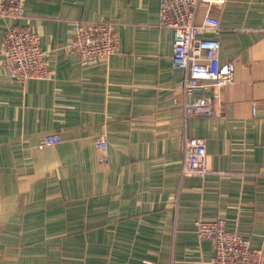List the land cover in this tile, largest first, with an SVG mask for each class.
Returning a JSON list of instances; mask_svg holds the SVG:
<instances>
[{"label": "crops", "instance_id": "0c3cea01", "mask_svg": "<svg viewBox=\"0 0 264 264\" xmlns=\"http://www.w3.org/2000/svg\"><path fill=\"white\" fill-rule=\"evenodd\" d=\"M216 10L220 28L203 35L236 71L213 116L185 113L160 0H27L23 17L0 19V264H209L199 217L264 251V0ZM76 19L111 21L117 51H71ZM11 25L40 34L51 77L11 76L1 54ZM54 132L62 141L40 146ZM186 136L206 140L203 177L181 174Z\"/></svg>", "mask_w": 264, "mask_h": 264}, {"label": "built area", "instance_id": "2783aa9c", "mask_svg": "<svg viewBox=\"0 0 264 264\" xmlns=\"http://www.w3.org/2000/svg\"><path fill=\"white\" fill-rule=\"evenodd\" d=\"M27 0H0L1 18H21ZM223 0H160V24L173 32V66L183 68L185 77L180 90L185 94L183 107L186 115L213 116L221 88L234 79L236 60H222L221 42L204 36V31L220 28L217 5ZM204 7V14L198 15ZM119 36L111 21L75 20L72 41L67 46L83 60L100 58L108 60L118 49ZM3 62L11 76L24 82L28 78H49L47 53L41 46L40 34L30 26L11 25L5 32L1 51ZM214 87L212 94L190 96L198 88ZM178 102V97H175ZM254 110V109H253ZM62 141L58 132L46 134L40 146L54 145ZM95 146L106 158L109 140L105 134L94 140ZM183 176H205L208 171L207 143L204 138L186 136L183 141ZM199 237L210 239L213 255L209 264H264V251L254 248L237 228H228L223 219L196 221Z\"/></svg>", "mask_w": 264, "mask_h": 264}]
</instances>
